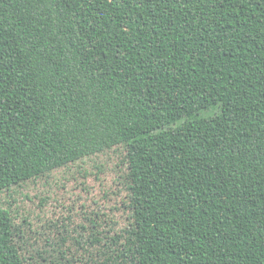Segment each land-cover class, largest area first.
<instances>
[{"label": "trees", "instance_id": "trees-1", "mask_svg": "<svg viewBox=\"0 0 264 264\" xmlns=\"http://www.w3.org/2000/svg\"><path fill=\"white\" fill-rule=\"evenodd\" d=\"M118 148L132 221L82 264H264V0H0V193Z\"/></svg>", "mask_w": 264, "mask_h": 264}, {"label": "rangeland", "instance_id": "rangeland-1", "mask_svg": "<svg viewBox=\"0 0 264 264\" xmlns=\"http://www.w3.org/2000/svg\"><path fill=\"white\" fill-rule=\"evenodd\" d=\"M124 157L123 148L111 149L0 193L2 205L11 210L17 226L15 242L22 264H41L39 252L51 251L50 245L62 246L58 232L64 226L70 255L75 264H82L85 258H81L80 245L88 233L79 236L82 226L97 220L98 229L111 235L131 224ZM46 264L69 263L63 259Z\"/></svg>", "mask_w": 264, "mask_h": 264}]
</instances>
